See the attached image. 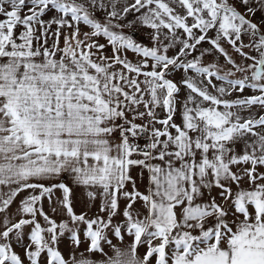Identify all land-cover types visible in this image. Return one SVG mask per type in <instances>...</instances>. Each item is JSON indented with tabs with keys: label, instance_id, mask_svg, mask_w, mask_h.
<instances>
[{
	"label": "snow or ice",
	"instance_id": "obj_1",
	"mask_svg": "<svg viewBox=\"0 0 264 264\" xmlns=\"http://www.w3.org/2000/svg\"><path fill=\"white\" fill-rule=\"evenodd\" d=\"M0 264H264V0H0Z\"/></svg>",
	"mask_w": 264,
	"mask_h": 264
}]
</instances>
